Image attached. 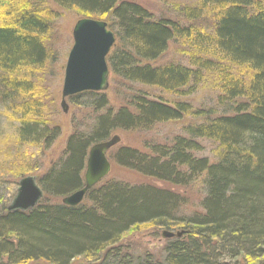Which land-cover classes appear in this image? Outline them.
<instances>
[{
	"label": "trees",
	"instance_id": "1",
	"mask_svg": "<svg viewBox=\"0 0 264 264\" xmlns=\"http://www.w3.org/2000/svg\"><path fill=\"white\" fill-rule=\"evenodd\" d=\"M51 1L103 18L115 37L107 65L120 79L186 96L205 77H214L222 115L143 90L126 96L116 110L103 92L74 95L69 101L90 109L92 125L74 128L62 156L36 179L40 202L27 211H7L13 197L5 191L7 172L14 161L21 167L27 159L20 149L40 146L45 152L60 129L47 124L49 96L38 83L56 62L46 44L56 12L44 0H0V138L3 120L17 126L10 127L15 141L0 146V264H72L77 259L83 264H264V0H198V7L177 10L191 21L184 26L177 19L154 18L131 1ZM178 41L189 67L174 61L153 64ZM185 115L202 118L186 127V137H174L167 146L145 143L148 152L117 149L110 158L176 191L199 183L196 204L178 191L112 179L87 191L77 206L50 202L83 188L89 148L113 131H149ZM202 139L217 144L211 163L196 156ZM8 145L16 150L13 159ZM24 169L15 174L16 181L26 177ZM144 224L184 233L165 239L161 260L151 253L134 255L121 245L122 236Z\"/></svg>",
	"mask_w": 264,
	"mask_h": 264
},
{
	"label": "rangeland",
	"instance_id": "2",
	"mask_svg": "<svg viewBox=\"0 0 264 264\" xmlns=\"http://www.w3.org/2000/svg\"><path fill=\"white\" fill-rule=\"evenodd\" d=\"M45 7L47 6L54 12L56 16L51 19V25L49 28V33L47 34L48 40H46L47 47L51 49L56 54V62L51 64L52 73L40 78L38 83L40 84L42 90H45V95H48L47 105L49 107L50 116L48 119L49 126H57L60 129V134L58 138L52 143V145L44 152L40 146L39 147H22L20 149L21 153L27 154L26 162L23 161V165L20 167L19 161H14L10 172H7L9 176L10 184L5 188L7 195L14 196L17 186L18 179L16 181L15 174L25 167L24 176H32L35 180L40 177L49 167L56 163V160L62 156L65 149V143L69 135L72 133L74 128L87 127L92 125V114L88 111L90 109H83L80 106L73 104L70 101L67 103V113L63 114L60 105V95L62 89L64 67L67 59V55L72 46V28L76 21L82 18H86L87 14H81L77 9H61L56 6L51 0H44ZM120 2L131 1L146 11L151 13L154 18H159L160 16H165L170 19H177L181 26H184L191 21L186 20L185 17L180 15L178 11L184 8H195L198 7V0H117ZM103 20L101 17H90ZM180 21V22H179ZM47 38V37H46ZM182 42L178 41V44L170 43L167 52L160 57L159 61H155L153 64H164L170 61L182 64L183 66L189 67L188 57L184 55H179L182 53ZM109 86L106 91V97L108 99V106L112 110H116L125 104L126 96L134 94L136 91L143 90L146 93L154 97H161L169 103L172 102H185L194 109H200L206 111L208 109H214L217 112L214 116L222 115L221 109L218 105L219 91L215 78L208 76L204 78V83L197 86L195 90L186 96H176L173 93H168L161 91L157 88H147L140 84H135L128 82L126 80L120 79L115 76L111 71H109ZM202 122V118H192L190 115H185L179 121L169 122L165 124H156L149 131H139V130H115L111 133L110 137H119V143L111 148L106 153V158L110 164V171L107 176L102 179H112L115 181L123 182L130 185H141V184H152L159 188L169 189L174 192L182 194L188 203L196 204L200 197V184L197 183L189 188H176L177 191L165 184L157 183L144 177L127 171L122 167L117 166L115 162L110 158L113 152L117 149L133 148L139 151H146L144 149V144L153 143L158 145H169L174 137L181 136L186 137L185 129L192 124H199ZM11 122H6L3 120V125L1 126L3 131V136L0 138V146L5 145V140L15 141L14 129L17 127L15 125H9ZM17 125V124H16ZM12 127V128H10ZM79 129V128H78ZM202 147V151L199 152L197 157H204L208 159L211 163L215 160V153L213 152L216 145L215 142L210 140H198ZM11 153L12 159L15 158L16 150L11 145L6 146ZM148 152V150H147ZM20 155V154H18ZM20 172V171H19ZM83 178V177H82ZM16 181V182H15ZM5 194V196H7ZM10 200V198H9ZM51 203H60V199H49ZM11 201V200H10ZM10 201L8 203H10ZM7 203V204H8ZM189 212L190 210L186 207L184 211ZM166 230L158 229L153 224H144L137 227H133L122 236L121 245L129 247V250L134 255H142L144 253H151L155 256V259L161 260L163 257V247L166 240L161 237L162 232ZM167 232H179V229H173ZM232 264H246L243 260L231 261ZM37 264H42L37 263ZM72 264H83L81 259L75 260Z\"/></svg>",
	"mask_w": 264,
	"mask_h": 264
},
{
	"label": "water",
	"instance_id": "3",
	"mask_svg": "<svg viewBox=\"0 0 264 264\" xmlns=\"http://www.w3.org/2000/svg\"><path fill=\"white\" fill-rule=\"evenodd\" d=\"M72 46L67 55L61 89V108L66 112L65 99L82 92H104L109 86L107 57L114 45V34L107 23L91 18L76 21L72 28ZM119 143V137L90 147L83 172V188L61 199L66 206L79 205L86 192L95 187L110 171L106 153ZM43 193L34 177L26 176L18 181L7 211H27L42 199ZM182 233L164 231L163 239L179 238Z\"/></svg>",
	"mask_w": 264,
	"mask_h": 264
},
{
	"label": "bare ground",
	"instance_id": "4",
	"mask_svg": "<svg viewBox=\"0 0 264 264\" xmlns=\"http://www.w3.org/2000/svg\"><path fill=\"white\" fill-rule=\"evenodd\" d=\"M114 43H115V42H114ZM106 91H107V90H106ZM106 91H104L103 93H106ZM69 98H70V97H69ZM69 98H66L65 101H64L65 104H66V112H64L63 109L61 108V109H62L61 111H62L63 114H66V113H67V109H68V107H67V103H66V101H67V100L69 101ZM60 102H61V95H60ZM89 149H90V148H89ZM88 151H89V150H88ZM87 153H88V152H87ZM171 233H173V232H171ZM176 233H182V234H183L184 232H183V231H179V232H176ZM176 233H173V234H176ZM181 236H182V235H181ZM181 236H180V237H181Z\"/></svg>",
	"mask_w": 264,
	"mask_h": 264
}]
</instances>
